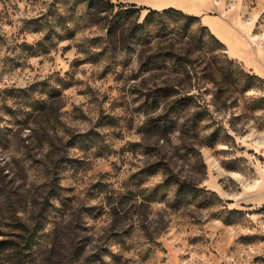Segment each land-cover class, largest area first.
<instances>
[{
    "label": "rangeland",
    "instance_id": "1",
    "mask_svg": "<svg viewBox=\"0 0 264 264\" xmlns=\"http://www.w3.org/2000/svg\"><path fill=\"white\" fill-rule=\"evenodd\" d=\"M245 28L264 0H0V264H264Z\"/></svg>",
    "mask_w": 264,
    "mask_h": 264
},
{
    "label": "crops",
    "instance_id": "2",
    "mask_svg": "<svg viewBox=\"0 0 264 264\" xmlns=\"http://www.w3.org/2000/svg\"><path fill=\"white\" fill-rule=\"evenodd\" d=\"M246 31L242 32V37L245 39V41L251 46L252 51L255 53L256 57L252 61V65L257 68V73L260 76H263L264 78V47L259 46L258 44L254 43L251 40L250 33L248 31V28H245ZM253 62H256L255 64ZM251 64V63H250ZM249 64V66H250ZM248 66V67H249ZM260 195L258 198V202H264V178L260 186Z\"/></svg>",
    "mask_w": 264,
    "mask_h": 264
},
{
    "label": "trees",
    "instance_id": "3",
    "mask_svg": "<svg viewBox=\"0 0 264 264\" xmlns=\"http://www.w3.org/2000/svg\"><path fill=\"white\" fill-rule=\"evenodd\" d=\"M84 1H88V3L89 4H95L96 3V1L97 0H84ZM99 1H101V0H99ZM132 5H134V4H132ZM134 9H136L134 6H132V7H129V8H126V9H124L125 10V13H129L130 11H132V10H134ZM170 10H173V9H170ZM181 15H183V16H185V17H188L189 19H197L196 17H194V16H187V15H184V14H182L181 12H179ZM203 29L205 28V27H202ZM206 29V28H205ZM222 45V44H221Z\"/></svg>",
    "mask_w": 264,
    "mask_h": 264
}]
</instances>
